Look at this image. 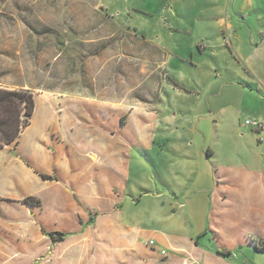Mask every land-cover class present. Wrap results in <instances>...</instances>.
<instances>
[{"label": "crops", "instance_id": "0c3cea01", "mask_svg": "<svg viewBox=\"0 0 264 264\" xmlns=\"http://www.w3.org/2000/svg\"><path fill=\"white\" fill-rule=\"evenodd\" d=\"M193 1L189 25L163 28L160 85L171 82V97L82 98L96 109L89 120L50 101L41 130L36 98L30 126L0 151V264H237L243 246L263 253L250 234L264 241V128L245 121L264 125V0ZM214 142L240 143V154L258 158L247 169L217 164ZM233 190L257 219L225 241L243 212L231 205ZM28 197L40 206L24 204Z\"/></svg>", "mask_w": 264, "mask_h": 264}, {"label": "rangeland", "instance_id": "374dc122", "mask_svg": "<svg viewBox=\"0 0 264 264\" xmlns=\"http://www.w3.org/2000/svg\"><path fill=\"white\" fill-rule=\"evenodd\" d=\"M196 12L193 0L191 4L190 0H0V22L5 24V30L0 27V81L31 92L35 102L37 98L40 114L35 125L39 130L46 127L45 109L53 107L50 101L57 103L58 113L61 106V111H69L71 117L89 120L96 109L84 104L82 98L111 103L145 101L147 96L152 100L156 96L169 98L171 82L165 80L160 85L164 75L160 67L161 44L166 37L163 28L172 32L173 25H189ZM9 33L11 36L5 35ZM175 33L176 38L181 34ZM167 104L165 109L172 115L180 112ZM212 145L216 152L212 158L217 164L247 169L258 158V153L249 152L246 157L240 154V143ZM262 158L264 155H260ZM258 168L264 176V160ZM232 193V207L235 212L239 208L243 212L232 216L229 226H235V230L228 229L225 241H238L240 234L253 230L257 219L246 201L242 202L240 191ZM258 199L264 201L262 182ZM250 236L257 244L261 240L253 233ZM200 240L207 244L206 237ZM232 260L237 264H264V252L243 246Z\"/></svg>", "mask_w": 264, "mask_h": 264}, {"label": "trees", "instance_id": "16d2710c", "mask_svg": "<svg viewBox=\"0 0 264 264\" xmlns=\"http://www.w3.org/2000/svg\"><path fill=\"white\" fill-rule=\"evenodd\" d=\"M36 108L34 95L25 90L0 88V151L16 143L24 130L30 126ZM44 180L51 176L40 174ZM28 206H40V201L28 197L24 201ZM52 242L62 241L65 234L46 233ZM257 249L264 252V241H259ZM220 253V251H217Z\"/></svg>", "mask_w": 264, "mask_h": 264}, {"label": "built area", "instance_id": "2783aa9c", "mask_svg": "<svg viewBox=\"0 0 264 264\" xmlns=\"http://www.w3.org/2000/svg\"><path fill=\"white\" fill-rule=\"evenodd\" d=\"M245 125L246 126H251V127L255 128L257 130H262L264 128V125H263L262 122L253 121V120H249V119L245 121ZM149 244H150V246H152L153 242L151 241Z\"/></svg>", "mask_w": 264, "mask_h": 264}]
</instances>
